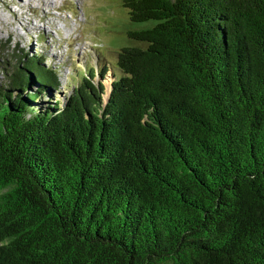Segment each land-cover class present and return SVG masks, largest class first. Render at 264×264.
Instances as JSON below:
<instances>
[{"label":"trees","instance_id":"trees-1","mask_svg":"<svg viewBox=\"0 0 264 264\" xmlns=\"http://www.w3.org/2000/svg\"><path fill=\"white\" fill-rule=\"evenodd\" d=\"M122 4L107 99L0 59V264H264V0Z\"/></svg>","mask_w":264,"mask_h":264},{"label":"rangeland","instance_id":"rangeland-1","mask_svg":"<svg viewBox=\"0 0 264 264\" xmlns=\"http://www.w3.org/2000/svg\"><path fill=\"white\" fill-rule=\"evenodd\" d=\"M24 1L20 5L9 0L10 6L0 2V59L2 64L5 60L17 62L12 58H17L20 50L29 56L45 57V65L59 75L61 86L55 98L62 102L77 84L72 76L75 79L90 69L98 73L100 68L107 70L101 79L107 99L115 80L110 69L117 68L118 54L124 48L140 46L129 32L153 23H132L122 0H54V4L50 0ZM27 17L31 28H35L32 32L16 20ZM4 78V71L0 70V81ZM99 79L97 76L95 81Z\"/></svg>","mask_w":264,"mask_h":264},{"label":"bare ground","instance_id":"bare-ground-1","mask_svg":"<svg viewBox=\"0 0 264 264\" xmlns=\"http://www.w3.org/2000/svg\"><path fill=\"white\" fill-rule=\"evenodd\" d=\"M14 1H16V3H18V4H22L23 3V0H11V2H14ZM26 1H36L37 3H39L40 2V0H26ZM26 1H24V2H26ZM42 1V0H41ZM1 3H3V4H5L6 6H10V2H9V0H1L0 1ZM43 2V1H42ZM27 3V2H26ZM55 2H54V0H50V4H54ZM16 7V6H15ZM17 7H18V5H17ZM22 8H24V5H22L21 6ZM14 15H15V12L13 13ZM28 19L30 20V18H26V20H25V18H21L20 20H18L17 18H16V20H17V22L21 25V27H23V28H27L30 32H32V31H34L33 29H35V28H31V25H30V23H28L29 21H28ZM11 25V23L10 22H8L7 23V26H10ZM19 28V27H18ZM17 30V29H16Z\"/></svg>","mask_w":264,"mask_h":264}]
</instances>
